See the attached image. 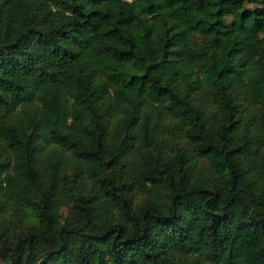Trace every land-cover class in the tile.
<instances>
[{"label":"trees","instance_id":"16d2710c","mask_svg":"<svg viewBox=\"0 0 264 264\" xmlns=\"http://www.w3.org/2000/svg\"><path fill=\"white\" fill-rule=\"evenodd\" d=\"M245 1L0 0V264H264Z\"/></svg>","mask_w":264,"mask_h":264},{"label":"rangeland","instance_id":"374dc122","mask_svg":"<svg viewBox=\"0 0 264 264\" xmlns=\"http://www.w3.org/2000/svg\"><path fill=\"white\" fill-rule=\"evenodd\" d=\"M186 1L196 5L198 8H201V9L204 8L209 2V0H186ZM263 1L264 0H262L259 3H262ZM252 3L253 2H251L249 0L245 1L246 5H251ZM259 32H260L261 35H264V26L260 28ZM203 164L206 165L205 163H203Z\"/></svg>","mask_w":264,"mask_h":264}]
</instances>
